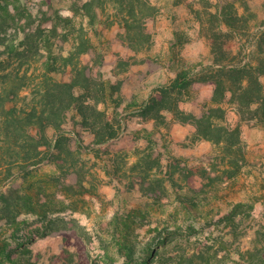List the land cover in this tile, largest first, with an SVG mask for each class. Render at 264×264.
<instances>
[{
	"label": "rangeland",
	"instance_id": "obj_1",
	"mask_svg": "<svg viewBox=\"0 0 264 264\" xmlns=\"http://www.w3.org/2000/svg\"><path fill=\"white\" fill-rule=\"evenodd\" d=\"M3 2L12 19L0 40V264H13L9 252L17 263L143 264L149 242L152 264H264V127L240 124L226 105V123L241 129L227 153L166 108L180 96V110L199 112L213 83L194 81L165 108L159 92L180 71L211 63L215 35L229 60L263 56L264 0ZM224 6L240 17L229 34ZM54 80L74 84L85 103L98 100L96 114L116 134L98 142L76 109L57 116L60 129L42 122ZM61 132L72 154L55 148ZM28 133L43 143L36 164Z\"/></svg>",
	"mask_w": 264,
	"mask_h": 264
},
{
	"label": "trees",
	"instance_id": "obj_2",
	"mask_svg": "<svg viewBox=\"0 0 264 264\" xmlns=\"http://www.w3.org/2000/svg\"><path fill=\"white\" fill-rule=\"evenodd\" d=\"M231 7L232 6H224V9L222 11L220 10L219 14L222 17L221 24H225L229 28L227 29V34H229V30L234 31L239 29L237 22L239 21L240 17H238V14L235 13ZM1 11H3V13L4 11L8 13L10 8L3 2L0 6V12ZM222 13L224 15H222ZM0 14L1 40L2 35L7 32V26L10 24V20L12 18L9 20L7 17H5L6 15L2 14V12ZM30 34L32 33H25L24 40H22L21 44L18 45L17 48L20 49V53L25 51V48L31 46V44H27L30 42ZM220 39L221 37L218 35L213 37V54L211 63L202 67L200 70H197L194 67L192 69L180 71L174 82L170 85H161L159 92L164 97L161 101V108H165V103L167 101H170V103L173 102L171 97L173 96V92L177 94L184 93L189 89L194 81L199 80L201 82L214 83L215 87L213 96L210 101H206L203 104V108L200 113H188L180 110L178 105L180 96L176 97L177 99L175 107L169 106L166 108L175 111L178 121L183 123H193L197 127V138H206L216 144H224V149L228 153L233 151V147L240 143L241 123L256 122L257 124L264 126V82L261 80V76L264 75V54L257 59L244 58L240 60H229L228 56L230 54V49L226 47V41L224 40V42L221 43L219 41ZM32 44L35 46L38 45L37 40H33ZM260 46L262 49L261 51L264 53V41H260ZM37 47L39 48V46ZM86 87H90L89 82ZM4 96V90L0 89V106L2 110H5L7 105ZM43 98L46 101V106L49 110V114L45 118L44 116H41V120L44 123V120H48V123L55 125L60 129L61 123L56 121L57 116L60 115L61 112H67L69 109H76L77 112H79L84 118L85 124L89 127L92 126L95 132H97V136L99 137L97 138L98 142L104 141L106 139L105 136L111 138L116 134L114 129L115 126L113 122L108 119L106 113H100L99 115L96 114L98 100L90 103L81 101L76 94L75 85L72 83L56 80L51 81L49 83V87L44 89ZM157 104H159L157 101L154 102V106L149 103L145 108L150 110L155 108ZM226 104H228L229 107L231 106L233 109H235L239 114L240 124L237 126L231 127V124L226 123L228 111V108L225 107ZM93 114L96 117L92 122H90L91 116ZM28 139L32 141L31 144L36 150V154H34V156H32L30 159H27H32L33 164H36L39 160H41L39 158L40 146L43 143H40V141L35 142L36 139L29 133ZM70 142L71 138L65 132H61L56 140L55 148L61 154L68 152L72 154L70 151L72 148ZM50 148L52 149L53 147L50 146ZM227 155L228 154H226V156ZM56 156L57 155L51 151L49 158H53L54 160H59L62 158ZM63 160H68V158L65 157ZM75 164L76 162H73L72 165ZM2 197H5L4 192L2 193ZM7 203L8 204L5 206V210L9 212L11 210V203L10 205L9 202ZM8 216H10L9 213H7V217ZM128 250L129 253L127 257L132 259L133 248L129 246ZM246 252H251V250L248 249ZM157 256V244L154 242H149L145 247L142 263H155V258ZM5 259L9 260L13 264H30L29 262L17 263L10 252L6 254Z\"/></svg>",
	"mask_w": 264,
	"mask_h": 264
},
{
	"label": "crops",
	"instance_id": "obj_3",
	"mask_svg": "<svg viewBox=\"0 0 264 264\" xmlns=\"http://www.w3.org/2000/svg\"><path fill=\"white\" fill-rule=\"evenodd\" d=\"M178 73V72H177ZM178 75V74H177ZM262 76H264V75H262ZM262 76H261V80H262ZM263 81V80H262ZM206 83H212V82H206ZM213 85H214V83H213ZM214 87H215V85H214ZM213 92H214V89H213ZM212 96H213V93H212ZM212 96L210 97V99H208V100H205L204 101V103L206 102V101H210L211 100V98H212ZM203 103V104H204ZM226 105H228V104H226ZM225 105V107H227L228 108V106H226ZM202 110V109H201ZM201 110L199 111V112H194V113H200L201 112ZM239 122H240V117H239V120H238ZM183 123V122H182ZM256 123V122H255ZM193 124V123H192ZM257 124V123H256ZM194 125V124H193ZM258 126H262V125H259V124H257ZM195 126V125H194ZM196 127V126H195ZM262 127H264V126H262ZM197 131V127L195 128V132ZM206 139V138H205Z\"/></svg>",
	"mask_w": 264,
	"mask_h": 264
}]
</instances>
